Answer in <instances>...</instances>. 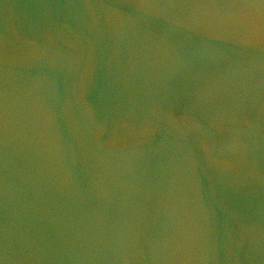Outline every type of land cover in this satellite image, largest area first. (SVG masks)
Returning a JSON list of instances; mask_svg holds the SVG:
<instances>
[{"label": "water", "instance_id": "water-1", "mask_svg": "<svg viewBox=\"0 0 264 264\" xmlns=\"http://www.w3.org/2000/svg\"><path fill=\"white\" fill-rule=\"evenodd\" d=\"M0 264H264V0H0Z\"/></svg>", "mask_w": 264, "mask_h": 264}]
</instances>
